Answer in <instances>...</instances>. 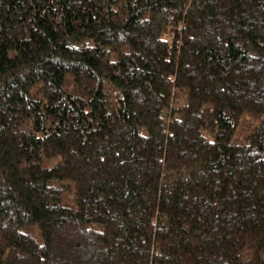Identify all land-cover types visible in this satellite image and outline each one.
<instances>
[{
	"label": "trees",
	"instance_id": "1",
	"mask_svg": "<svg viewBox=\"0 0 264 264\" xmlns=\"http://www.w3.org/2000/svg\"><path fill=\"white\" fill-rule=\"evenodd\" d=\"M0 264H264V0H0Z\"/></svg>",
	"mask_w": 264,
	"mask_h": 264
}]
</instances>
